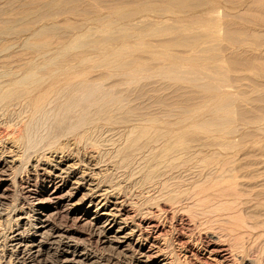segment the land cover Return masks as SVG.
I'll use <instances>...</instances> for the list:
<instances>
[{
  "label": "rangeland",
  "instance_id": "374dc122",
  "mask_svg": "<svg viewBox=\"0 0 264 264\" xmlns=\"http://www.w3.org/2000/svg\"><path fill=\"white\" fill-rule=\"evenodd\" d=\"M0 59L11 68L0 69L1 90L14 81L24 84L25 74L33 70L32 78L40 81L31 83L47 85L37 90L27 84L37 90L34 97L46 91L57 72L61 78L85 73L91 82L79 77L81 82L99 92L91 98L92 91L75 97L77 93L62 89L45 95L47 115L43 109L35 121L25 107L29 98L19 97L21 104L12 101L6 117L0 107V138L19 135L21 129L27 133L19 153L0 145L5 159L23 155L0 175V264H23L30 249L34 260L28 264H164L167 257L174 264H191L174 230L180 214L199 219L203 227L196 225L198 233L184 230L186 236L219 237L242 254L240 264L263 253L264 186L258 187L264 181L263 0H0ZM25 60L29 64L23 69ZM15 61L22 69L18 75L13 73ZM47 73L54 75L49 84L40 78ZM102 97L110 101L103 108ZM77 104L90 107L80 110L84 108ZM90 119L94 125L87 128ZM86 128L92 133L82 142L78 135ZM50 145L66 149L71 157L48 152ZM39 158L49 163L40 169L66 179L64 192L70 194L68 204H74L70 210L50 205L36 213L34 201L44 189L34 166ZM215 185H231L240 199L213 207L194 201L198 191ZM166 210L179 213L176 217ZM156 220L162 232L152 229ZM256 222L258 229L250 230ZM62 229L67 234L58 232Z\"/></svg>",
  "mask_w": 264,
  "mask_h": 264
},
{
  "label": "bare ground",
  "instance_id": "6f19581e",
  "mask_svg": "<svg viewBox=\"0 0 264 264\" xmlns=\"http://www.w3.org/2000/svg\"><path fill=\"white\" fill-rule=\"evenodd\" d=\"M48 1V0H47ZM49 1H53V0H49ZM58 1V0H57ZM46 2V1H45ZM44 2V3H45ZM183 2V1H182ZM186 2V1H185ZM263 2H264V0H263ZM43 4V3H42ZM46 4V3H45ZM50 4V3H49ZM260 4V3H259ZM263 4V3H262ZM51 5H52V2H51ZM50 6V5H49ZM155 6V5H154ZM51 7V6H50ZM57 10V9H56ZM30 11V10H29ZM34 12V11H33ZM215 12V11H214ZM25 13V12H24ZM23 13V14H24ZM30 13V12H29ZM28 13V14H29ZM183 13V12H182ZM26 14V13H25ZM185 14V13H184ZM213 14H215V13H213ZM212 15V14H211ZM28 16V15H27ZM31 16V15H30ZM157 16V15H156ZM173 16V15H172ZM176 16V15H175ZM177 16H181V15H177ZM184 16V15H183ZM25 17V16H24ZM170 18V17H169ZM209 18V17H208ZM136 19V18H135ZM209 19H211V18H209ZM11 20H13V19H11ZM18 20H20V19H18ZM52 20V19H51ZM148 20V19H147ZM145 21V20H144ZM160 21H162V20H160ZM160 21H158V22H160ZM22 22V21H21ZM140 22V21H139ZM153 22V21H152ZM165 22H167L166 20H165ZM43 23V22H42ZM133 23H131V25H132ZM158 24V23H157ZM166 24H169L168 22L166 23ZM176 24V23H175ZM148 25H150V24H148ZM156 25V24H155ZM160 25H162V24H160ZM170 25H172V24H170ZM177 25H179V24H177ZM38 26V25H37ZM134 26V25H133ZM147 26V25H146ZM154 26V25H153ZM158 26V25H157ZM164 26V25H163ZM180 26V25H179ZM179 26H176V28H179ZM184 26V25H183ZM125 27V26H124ZM127 27V26H126ZM181 27V26H180ZM115 28V27H114ZM128 28V27H127ZM130 28H131V26H130ZM148 28H151V27H148ZM188 28H190V27H188ZM192 28V27H191ZM55 29V28H54ZM132 29V28H131ZM180 29L181 28H179L178 30H179V32H180ZM32 30V29H31ZM122 30V29H121ZM176 30V29H175ZM177 30V31H178ZM136 31V30H135ZM139 31V30H138ZM149 31V30H148ZM130 32H132V31H130ZM186 33V32H185ZM21 34V33H20ZM170 34V33H169ZM218 34V33H217ZM136 35H138L137 33H136ZM130 37V36H129ZM29 38V37H28ZM127 38V37H126ZM132 38V37H131ZM36 39V38H35ZM124 40V39H123ZM129 42V41H128ZM134 42H136V41H134ZM204 42V41H203ZM13 43V42H12ZM206 43V42H205ZM121 44H123V43H121ZM200 44V43H199ZM57 45V44H56ZM199 47V46H198ZM195 48H197V47H195ZM194 48V49H195ZM15 49V48H14ZM192 50V51H194V53H196V49L195 50ZM200 50H201V48H199ZM48 50V49H47ZM85 50V49H84ZM205 50V49H204ZM203 50V51H204ZM42 51V50H41ZM75 52V51H74ZM192 53V52H191ZM18 54V53H17ZM40 54V53H39ZM204 55V54H203ZM79 56V55H78ZM173 55H171L170 57H172ZM199 56H200V54H199ZM201 56H202V54H201ZM129 57V56H128ZM46 58V57H45ZM173 58V57H172ZM5 60V59H4ZM16 60V59H15ZM45 60H47V59H45ZM76 61H78L77 59H75ZM222 60V59H221ZM17 61H19V60H17ZM20 61H22V59L20 60ZM90 61V60H89ZM88 61V62H89ZM29 62V61H28ZM84 62V61H83ZM19 63H21V62H19ZM31 63V62H30ZM77 63V62H76ZM10 63H8L7 65H9ZM29 63H27V61L25 60L24 61V63L22 64V66H23V69H24V67L26 66V65H28ZM79 64V63H78ZM5 65H6V61H3L2 59H0V69L1 68H5ZM11 66H12V63L10 64ZM14 65H15V67L16 68H18L17 70H16V68H15V71H14V69L12 70V71H14L13 73L14 74H16V75H18V72L20 71L21 72V67H19V64H18V62L16 63V61H15V63H14ZM89 65V64H88ZM221 65V64H220ZM29 66H32L31 64L29 65ZM71 66V65H70ZM83 66V65H82ZM189 66V65H188ZM219 66V65H218ZM222 66H223V64H222ZM27 67V66H26ZM138 67V66H137ZM205 67V66H204ZM8 68H10V67H8ZM8 68H5V71H6V69H8ZM30 68V67H29ZM67 68H69V66L67 67ZM66 68V69H67ZM73 68V67H72ZM75 68H77V67H75ZM80 68V67H79ZM223 68V67H222ZM11 69V68H10ZM9 69V70H10ZM65 69V70H66ZM188 69V68H187ZM191 69V68H190ZM8 70V71H9ZM30 70V69H29ZM57 70V69H56ZM58 70H59V68H58ZM65 70H64V72H65ZM81 70V69H80ZM201 70V69H200ZM219 70H220V68H219ZM31 71V70H30ZM33 71V70H32ZM31 71V72H32ZM54 71V70H53ZM52 71V72H53ZM74 71H76V70H74ZM79 71V70H78ZM91 71V70H90ZM204 71V70H203ZM31 72H29V73H26L25 74V76H24V79L27 81V80H29L28 81V83L25 81V80H22L21 78V80L22 81H24L25 83L24 84H20L19 82L20 81H14L12 84H11V86L8 88V89H10V90H5V89H0V107L1 108H3L4 109V111H2V115H4V117H6V116H8L9 114L11 115V105H13V104H11L12 103V101H17L18 103H20L21 104V102H19L17 99L19 98V97H21V101L22 100H25L26 98H29L28 100H26L27 101V103L28 102H30V104L28 103V104H26L25 105V107H27L26 108V110L28 111V110H32V112L34 113V115H33V113L31 114V116H33L32 118V120H34L35 119V117L37 118L38 117V113H40L44 108H46L45 107V105H43L45 102V99H47V98H45L44 99V97H46V96H48V94H52V93H55V92H59L61 89H62V91H73V93L75 92V94H76V96L75 97H77V96H80L81 97V95H83V97H85V94L87 93H91L90 91H92V93L93 94H91V96L89 95V96H87V97H89V98H91L93 95H95V94H97V90L95 89V91H94V88H95V86L94 85H91L92 87L94 86V88H92L90 85H87V84H84L83 82H84V80H86V79H84L83 77H85L84 75H85V73H83V76L82 75H79V77H81L82 78V81L83 82H81V79H79V77H78V74H76V75H74V74H72V72H71V74L70 75H66L65 76V74H64V77L63 78H61L62 76H60L59 77V75H58V77H56L57 76V74H58V72L56 73V75L54 76L53 74V76H54V78H53V76L51 75V74H48V75H45V77L43 76V74H42V76L40 77V78H43L44 80H49V81H47V84H49V82H50V80H51V77L53 78L51 81H52V83H50L49 85H48V87H47V89H46V91L45 92H39L38 93V95H36V97H34L33 95H35L34 93H37V88L40 86V84H41V86H45L46 84H44V85H42V82L40 83V84H36L38 81H40V80H38V79H36L37 80V82L35 81V78H32V74H31ZM67 72H68V70H67ZM67 72H66V74H67ZM77 72V71H76ZM95 72V71H94ZM10 73H11V70H10ZM9 73V74H10ZM62 73V72H61ZM60 73V74H61ZM74 73V72H73ZM92 73V72H91ZM90 73V74H91ZM55 74V73H54ZM8 74H6V76H7ZM13 75V74H12ZM88 75V74H87ZM212 75V74H211ZM11 76V75H10ZM35 76V75H34ZM107 76H109V75H107ZM132 76V75H131ZM16 77V76H15ZM56 77V78H55ZM11 78V77H10ZM39 78V79H40ZM18 79V78H17ZM30 79H33L36 83L35 84H32L31 82H33V81H30ZM135 79V78H134ZM133 79V80H134ZM44 80H41V81H44ZM80 80V81H79ZM107 80H108V78H107ZM79 83V86H78V84H77V82ZM90 81V80H89ZM89 81H85V83L86 82H89ZM82 83V86H81V83ZM91 82V81H90ZM105 82V81H104ZM32 85V86H34V85H36V86H34V88H36L35 89V92H34V89L33 88H30V87H28V86H30V84ZM27 84H29L28 86H27ZM63 84H65V85H67V86H63ZM76 84V85H75ZM89 84V83H88ZM61 85H62V87L63 88H61ZM101 85V84H100ZM19 86V87H18ZM31 86V87H32ZM38 86V87H37ZM40 86V87H41ZM47 86V85H46ZM77 86V87H76ZM85 86V87H84ZM87 86H89L88 88H87ZM21 88V89H20ZM100 88H102V89H100L101 91L102 90H105L104 89V87L103 86H101ZM39 89H41V88H39ZM21 90H25L24 92H23V94L22 95H20V96H18V97H16L15 99H14V95H15V93L16 92H19V91H21ZM78 90H80V91H78ZM81 91H83V92H81ZM11 94H10V93ZM61 92V91H60ZM80 94H79V93ZM105 92V91H104ZM85 93V94H84ZM98 94H99V92H98ZM46 95V96H45ZM60 95V94H59ZM32 96V97H31ZM98 96V95H97ZM56 97V96H55ZM71 98V97H70ZM69 98V99H70ZM88 98V99H89ZM49 99V98H48ZM72 99V98H71ZM80 99V98H79ZM96 99H99V98H96ZM105 99V98H104ZM91 100V99H90ZM102 100H103V97H102ZM101 99H100V101H101V105H102V108L104 107V106H106V105H108V104H110L109 102H107V100H103L102 101ZM25 101V102H26ZM43 101V102H42ZM48 101V100H47ZM46 101V103H48ZM69 101V100H68ZM84 102V101H83ZM86 102V101H85ZM105 102H107V103H105ZM87 103V102H86ZM80 105H81V103H79ZM79 104H77L78 106H80ZM16 105V104H15ZM14 105V106H15ZM19 105V104H18ZM76 105V106H77ZM78 106H77V108H78ZM80 107H82V108H84V109H80V110H85V109H88V107H90V106H85L84 105V107L83 106H80ZM86 107V108H85ZM19 108V107H18ZM20 108H22L21 106H20ZM50 108H51V106H50ZM76 108V107H75ZM16 109V108H15ZM79 109V108H78ZM77 109V110H78ZM91 109V108H90ZM89 109V110H90ZM13 110V109H12ZM25 110V111H26ZM93 110V109H92ZM40 111V112H39ZM46 111H48V108L46 109ZM94 111V110H93ZM38 112V113H37ZM43 112H45V109H44V111H42V114H43ZM75 112H77V111H75ZM84 112H86V111H84ZM90 112V111H89ZM97 112H98V110L96 111V113L95 114H97ZM13 113V112H12ZM47 112H45V114H43V115H47L46 114ZM92 113H94V112H91V114ZM26 115H29L30 116V113H25ZM21 115V114H20ZM19 115V116H20ZM35 115H37V116H35ZM40 115H41V113H40ZM39 115V116H40ZM43 115H41V116H43ZM18 116V117H19ZM29 116H27L26 118H27V120L29 119ZM21 117V116H20ZM19 117V118H20ZM45 117V116H44ZM70 116H68V118H69ZM73 117V116H72ZM42 118V117H41ZM3 120V119H2ZM30 121H32L31 119H29ZM36 120V119H35ZM34 120V121H35ZM75 120V119H74ZM26 121V119H25V117H24V122ZM90 121H91V123H90ZM90 121H89V123H87L86 124V127L87 126H92L93 127V125H94V122H92V120L90 119ZM79 122V121H78ZM77 122V124H79ZM84 122V121H83ZM87 122V121H86ZM23 123V122H22ZM85 123V122H84ZM98 123V122H97ZM31 124V123H30ZM89 124V125H88ZM25 125H27V127H28V123L27 124H24L23 126H24V128H25ZM48 125V124H47ZM70 125H71V123H70ZM80 125V124H79ZM97 125V124H96ZM82 126H83V123H82ZM32 127V126H31ZM30 127V128H31ZM33 127H34V125H33ZM73 127V126H72ZM125 127V126H124ZM45 128V127H44ZM83 128H84V126H83ZM87 128H89V127H87ZM86 128V129H87ZM26 129V128H25ZM33 129V128H32ZM77 129H78V127H77ZM81 129V128H80ZM95 129H96V127H95ZM24 129H21V132L19 133V131H18V133H19V135L17 136L16 135V132H10V134H8V135H6L4 138H0V145H4V146H9V147H11V148H14V150H16V151H18V153L20 152V150L22 149V147H24L26 144L24 143V138L26 139V137H25V135H23V133H25V131L24 132H22ZM27 130V129H26ZM84 130V129H83ZM90 130L91 129H87V131L85 130V132H83V133H81V135H78L79 136V139L82 137V139H83V141L86 139V138H88L87 137V135H89V132H90ZM32 131V130H31ZM95 131V130H94ZM93 131V132H94ZM66 132V131H65ZM92 133V131L90 132V134ZM95 133V132H94ZM25 134H27V133H25ZM31 134V133H30ZM68 134V133H67ZM1 132H0V137H1ZM70 135V134H69ZM72 136V135H71ZM110 136V135H109ZM130 136V135H129ZM65 137V136H64ZM93 137V136H92ZM28 138V137H27ZM97 138V137H96ZM128 138V137H127ZM75 139H78V138H75ZM120 139V138H119ZM28 140V139H27ZM30 140V139H29ZM46 140V139H45ZM81 140V139H80ZM108 140V139H107ZM128 140V139H127ZM82 141V140H81ZM81 141H80V143H81ZM82 141V142H83ZM86 142V141H85ZM95 142V141H94ZM31 143V142H30ZM29 143V144H30ZM36 143V142H35ZM47 143V142H46ZM78 143V142H77ZM88 143V142H87ZM107 144V143H106ZM127 144V143H126ZM48 145V144H47ZM80 145V144H79ZM85 145V144H84ZM30 146V145H29ZM36 146V145H35ZM63 146V145H62ZM66 146V145H65ZM64 146V147H65ZM86 146V145H85ZM84 146V147H85ZM89 146V145H88ZM91 148H92V146H90ZM97 147V146H96ZM105 147V146H104ZM112 147V146H111ZM59 147L57 146V145H50L49 146V148H48V152H50V153H53V154H57L56 156H58V157H60V158H68V157H71V155L70 154H68V152L66 151V149H63L62 147V149L60 150V149H58ZM69 148V147H68ZM107 148V147H106ZM5 149V148H4ZM90 149V148H89ZM93 149V148H92ZM95 149V148H94ZM110 148H108V150H109ZM119 149V148H118ZM2 150V149H1ZM10 150V149H9ZM24 150H26V149H23V152H24ZM123 150V149H122ZM69 151H70V149H69ZM100 151V150H99ZM2 152V151H1ZM7 152V151H6ZM11 152V151H10ZM12 152H13V150H12ZM11 152V153H12ZM25 152H27V150L25 151ZM98 152V151H97ZM117 152V151H116ZM5 153V152H4ZM11 153H7V154H11ZM16 154V155H14L13 157L12 156H8V157H10L11 159L9 160L8 159V157H7V159H5L3 156H4V154H2V155H0V175H1V172H2V170H10L11 168H12V166L13 165H15L14 164V162H18L17 160L20 158V159H22V157H23V155H21V153H20V155L22 156H19V154ZM28 153V152H27ZM30 153V152H29ZM87 153H88V151H87ZM25 154V153H24ZM115 154V153H114ZM74 155V154H73ZM147 155V154H146ZM27 156V155H26ZM25 156V157H26ZM55 156V155H54ZM117 156V155H116ZM148 156V155H147ZM58 157H56V158H58ZM78 157V156H77ZM101 157H102V155H101ZM104 158H105V156H104ZM104 158L102 157V159H103V161H104ZM27 159H29V158H27ZM47 160L49 159L48 157L46 158ZM45 158H39V161H37L35 164L36 165H34L36 168H35V171H37V175H38V177L40 178V179H42L43 181H44V189L42 190V192H41V194L40 195H38L36 198H35V201H34V209H35V211H36V213H40V214H43V212L45 211V209H47V207L48 206H50V205H52V206H55L56 207V205H63L64 207H66V208H68L69 210L71 209V206L73 207V205L74 204H68V201H69V193L68 192H64V188L66 187V185H67V181H66V179L64 178V177H62L61 175H58V174H55V173H53V172H49V171H47L45 168H41L40 169V167L42 166V165H44V163L45 164H49L48 162H46L47 160H46ZM72 159V158H71ZM148 159H149V157H148ZM246 159V158H245ZM67 160V159H66ZM69 160V159H68ZM111 160H113V159H111ZM147 160V159H146ZM146 160L144 159L143 161L144 162H146ZM153 160V159H152ZM151 160V161H152ZM247 160V159H246ZM245 160V161H246ZM260 160V159H259ZM258 160V163L259 162H261V161H259ZM49 161V160H48ZM57 161V160H56ZM63 161V160H62ZM248 161V160H247ZM106 162V161H105ZM104 162V163H105ZM108 162V161H107ZM117 162V161H116ZM142 162V161H141ZM42 163V164H41ZM61 163V162H60ZM264 163V161L263 162H261L260 164H263ZM74 164V163H73ZM79 164V163H78ZM96 164V163H95ZM108 164V163H107ZM107 164H105V165H107ZM146 164V163H145ZM39 165V166H38ZM139 165H140V163H139ZM259 165V164H258ZM47 166H49V165H47ZM67 166V165H66ZM108 166H109V164H108ZM233 166V165H232ZM231 166V167H232ZM51 167V166H50ZM55 167V166H54ZM75 167V166H74ZM78 167V166H77ZM86 167V166H85ZM142 167V166H141ZM139 168V167H138ZM242 168H244V167H242ZM66 169V168H65ZM68 169H69V167H68ZM71 169V168H70ZM74 170H75V168H73ZM77 169V168H76ZM85 169V168H84ZM142 169V168H141ZM3 171V172H6V171ZM33 170H34V168H33ZM143 170V169H142ZM244 170V169H243ZM247 170H249V169H247L246 168V170H244V171H247ZM11 171V170H10ZM8 172V171H7ZM73 172V171H72ZM248 172V171H247ZM33 173V172H32ZM70 173H71V171H70ZM81 173H83V172H81ZM91 173V172H90ZM140 173V172H139ZM2 174H4V173H2ZM6 174V173H5ZM4 174V175H5ZM8 174V173H7ZM36 174V173H35ZM74 174H76V173H74ZM88 174V173H87ZM92 174V173H91ZM245 174V173H244ZM31 175V174H30ZM69 175V174H68ZM86 175V174H85ZM2 176V175H1ZM6 176V175H5ZM10 176V174L8 175V177ZM71 176H72V174H71ZM92 176V175H91ZM90 176V177H91ZM244 176V175H243ZM246 176V175H245ZM81 178H83L82 176H80ZM87 177V176H86ZM28 178V177H27ZM68 178V177H67ZM229 179V178H228ZM236 178H234V180H235ZM6 180H7V178H6ZM9 180V179H8ZM38 180V179H37ZM82 180H84V179H82ZM230 180V179H229ZM229 180H228V183H230L229 182ZM237 180V179H236ZM85 181V180H84ZM89 181V180H88ZM11 182V181H10ZM23 182V181H22ZM35 182H37V181H35ZM261 182V181H260ZM259 182V186L258 187H262V186H264V181L263 182H261L260 183ZM3 183V181H2V179L0 180V187L3 185L2 184ZM26 183V182H25ZM41 183V182H40ZM22 184V183H21ZM75 184V183H74ZM25 185V184H24ZM79 185V184H78ZM229 185V184H228ZM223 186V185H218V186H214V187H208V189L207 188H204V189H201L200 190V192L198 191V193H197V195H195V197L193 198L194 199V201L195 202H198L199 204H201V205H204L205 206V204H206V206L207 205H211V207H213V204H215V203H222V202H227V200L228 201H237L238 199H240L239 197H240V195H239V193H237V192H235V190H236V188H234V187H231V185L230 186ZM30 186V185H29ZM43 186V185H42ZM93 186H94V184H93ZM100 186H102V185H98V188H100ZM26 187V186H25ZM48 187H53L52 189V191L49 193V194H47V197H43V196H46L45 194H46V190H48ZM77 187H79V186H77ZM96 187V186H95ZM8 187H6V189H7ZM24 188V187H23ZM98 188H96L97 190H98ZM6 189H4L5 191H7ZM38 189V188H37ZM75 189V188H74ZM109 189V188H108ZM260 189V188H259ZM3 190V191H4ZM24 190V189H23ZM36 190V189H35ZM76 190V189H75ZM26 191V190H25ZM27 191H29V190H27ZM31 191V190H30ZM36 192V191H35ZM34 192V193H35ZM104 193H105V195H106V192L105 191H103ZM262 192V191H261ZM258 192H256V194H257ZM262 193H264V192H262ZM261 193V194H262ZM26 194V193H25ZM108 194V193H107ZM259 194H260V191H259ZM258 194V195H259ZM115 195V194H114ZM1 196V195H0ZM74 196V195H73ZM102 196V195H101ZM256 196V195H255ZM262 196V195H261ZM261 196L260 197H258V198H261ZM26 197V196H25ZM42 197V198H41ZM256 198V197H255ZM3 199V198H2ZM25 199V198H24ZM106 199V198H105ZM24 201V200H23ZM27 201H25V203H26ZM31 202V201H30ZM233 203V202H232ZM27 204V203H26ZM234 204V203H233ZM28 205H32V204H28ZM71 205V206H70ZM220 205H222V204H220ZM228 205V204H227ZM252 205V204H251ZM250 205V206H251ZM258 205V204H257ZM261 204H259L258 206H260ZM27 206V205H26ZM205 206V207H206ZM208 206V207H209ZM215 206H216V204H215ZM224 206V205H223ZM263 207H264V203H263V205H262ZM23 207V206H22ZM22 207H21V209H22ZM205 207L203 208V206L202 207H199V209L201 208L202 210L203 209H205ZM210 207V208H211ZM218 207V206H217ZM252 207H254V206H252ZM256 208H257V206H255ZM219 208H222V207H220L219 206ZM225 208H227L226 206H225ZM230 208V207H229ZM32 209V208H31ZM63 209V208H62ZM73 209V208H72ZM166 209V208H165ZM209 208H207L206 210H208ZM214 209V208H213ZM213 209H211V211L213 210ZM223 209H224V207L222 208V211H221V209L219 210V211H221V212H224V214H225V211H223ZM235 209V208H234ZM233 209V210H234ZM66 210V209H65ZM173 210V209H172ZM176 210V209H175ZM206 210H204V211H206ZM210 210V209H209ZM216 210H217V208H216ZM232 210V211H233ZM260 210H262L263 211V209H260ZM162 211V210H161ZM165 211V210H164ZM203 211V212H204ZM256 211V210H255ZM62 212H64V211H62ZM163 212V211H162ZM166 212H167V210H166ZM213 212V211H212ZM216 212V211H215ZM227 213L228 212H231L230 210L229 211H226ZM236 212H237V210H236ZM258 212V211H257ZM168 214H171V215H173V216H176L177 217V215H178V213L177 214H175L174 215V213H173V211H168L167 212ZM214 213V212H213ZM212 213V214H213ZM231 213H234V212H231ZM238 213V212H237ZM237 213H235V214H237ZM255 213V212H254ZM56 214V213H55ZM54 213H53V215L54 216H56ZM58 214V213H57ZM62 214V213H61ZM205 214V213H204ZM210 214V213H209ZM209 214H207V215H209ZM212 214L210 215V217L212 216ZM215 214V213H214ZM230 214V213H229ZM243 214V213H242ZM260 214V213H259ZM60 215V214H59ZM58 215V216H59ZM66 215V214H65ZM164 215V214H163ZM222 215H223V213H222ZM239 215H241V214H239ZM238 214L236 215V216H239ZM244 215V214H243ZM262 215H263V212H262ZM43 216V215H42ZM179 217H178V224L174 227L175 229V231H176V233L179 235V237L180 238H178L179 239V241H180V243H181V247H182V249H183V251H184V253H185V255H188L187 256V259L189 260L188 262L189 263H191V264H240L239 263V259L242 257L237 251H236V249L234 250V248L230 245V244H228L226 241H223L222 239H220L219 237H217V236H211L210 235V240H207L206 238L204 239V238H198V239H195V240H193L191 237L193 236L192 235V233L191 232H189L191 235H190V237L189 236H186L184 233H183V231L184 230H190V231H196L197 232V230H198V227H199V229L200 228H203V227H201V224L199 223V222H201V221H197V220H199V219H195V220H189L186 216H183L182 214H180V215H178ZM219 216V215H218ZM228 216V215H227ZM235 216V217H236ZM264 216V215H263ZM51 217H52V213H50L49 214V216H46V223H48V222H50L51 221ZM63 217V216H62ZM163 217V216H162ZM167 217V216H166ZM171 217V216H170ZM229 218H231L230 216H228ZM44 218V217H43ZM195 218V217H194ZM240 219H241V216L239 217ZM264 218V217H263ZM63 219V218H62ZM68 219V218H67ZM66 219V220H67ZM70 219V218H69ZM243 219V218H242ZM72 220V219H71ZM93 220V219H92ZM169 220V219H168ZM201 220V219H200ZM256 221H259L258 219H255ZM61 220H59V222H60ZM63 221V220H62ZM64 221H65V219H64ZM159 221H160V219H159ZM254 221V220H253ZM174 222V221H173ZM255 222V221H254ZM261 222H264L263 220L261 221ZM258 222H256L253 226H251L250 227V230H257L258 228H257V226L258 225H256ZM59 224V223H58ZM150 224V223H149ZM151 224H152V229H154L157 233H159V232H162V228H163V226H162V224L161 223H159V222H157V220L155 221V222H151ZM200 224V225H199ZM259 225H260V222L258 223ZM66 225V224H65ZM64 225V227L66 228V226ZM106 225H107V223H106ZM196 225L198 226V227H196ZM55 226V225H54ZM112 226V225H111ZM256 226V227H255ZM63 227V226H62ZM105 227V226H104ZM151 228V227H150ZM254 228H256V229H254ZM68 229V228H67ZM262 229V228H261ZM63 230V231H62ZM62 230H60V231H58V232H62V233H66L67 234V230L65 229H62ZM188 230V231H189ZM104 231L106 232V227L104 228ZM153 231V230H152ZM252 231V233H255V232H253ZM260 231V230H259ZM103 232V231H102ZM196 232H194L195 234H196ZM258 232V231H257ZM256 232V233H257ZM198 233V232H197ZM202 233H204V232H201L200 234H201V236H202ZM189 235V234H188ZM204 235V234H203ZM262 235V234H261ZM205 236V235H204ZM250 236H251V232H250ZM253 236V235H252ZM259 236V235H258ZM198 237V236H197ZM206 237V236H205ZM6 238V237H5ZM174 238V237H173ZM177 238V237H176ZM194 238V237H193ZM195 238H196V236H195ZM208 238V237H207ZM255 238V237H254ZM258 238V237H257ZM262 238H263V236H262ZM16 239V238H15ZM259 239V238H258ZM17 240V239H16ZM16 240H13V241H16ZM177 240V239H176ZM254 240V239H253ZM263 240V239H262ZM251 241V240H250ZM7 242V241H6ZM12 242V241H11ZM258 242V245L260 244L259 243V241H257ZM257 242H253V243H257ZM262 243V242H261ZM264 244V243H263ZM19 245V244H18ZM254 245V244H253ZM13 246V245H12ZM7 247V246H6ZM26 248H27V246H25ZM29 247V246H28ZM32 247V246H31ZM33 247H35V246H33ZM32 247V248H33ZM253 247H255V250H256V246H253ZM263 247V246H262ZM262 247H260L261 249H262ZM14 248H15V246H14ZM18 248L19 247H17V250H18ZM250 248H252V245H251V247ZM258 248V247H257ZM16 249V248H15ZM203 249V250H202ZM264 249V248H263ZM14 250V249H13ZM31 250L32 249H30V254H29V256L26 254V256L24 257V256H22V257H24L23 259V264H28V263H30V262H28V261H33L34 259H33V257L31 256V254H32V252H31ZM201 250V251H200ZM27 251V250H26ZM203 251V252H202ZM251 251V250H250ZM258 251V250H257ZM263 251V250H262ZM13 252V251H12ZM11 252V253H12ZM16 252V251H15ZM39 252V251H38ZM252 252H254V251H252ZM259 252V251H258ZM40 253V252H39ZM60 253H62V251H59L58 253H57V255L58 254H60ZM261 253V252H260ZM20 255V254H19ZM56 255V256H57ZM206 255H208V256H206ZM259 255V254H258ZM18 256V255H17ZM28 256V257H27ZM163 256V255H162ZM241 256V257H240ZM257 256V255H256ZM246 257V256H245ZM18 258V257H17ZM20 259V258H19ZM166 259V258H165ZM173 259V258H172ZM171 258H169V257H167V259H166V262L164 263V264H174V262H176V261H174V260H172ZM168 260V261H167ZM19 261V260H18ZM17 261V262H18ZM244 261V260H243ZM249 263L248 264H264V251H263V253L261 254V255H259V256H257V257H255L254 255L252 256V254L250 255V260H247ZM179 262V261H178ZM16 263V262H15ZM53 263H55V262H53ZM18 264V263H17Z\"/></svg>",
  "mask_w": 264,
  "mask_h": 264
}]
</instances>
